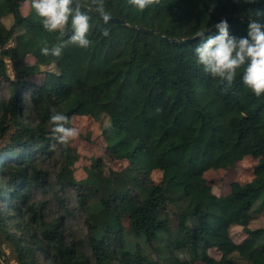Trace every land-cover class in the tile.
Listing matches in <instances>:
<instances>
[{"label":"trees","instance_id":"trees-1","mask_svg":"<svg viewBox=\"0 0 264 264\" xmlns=\"http://www.w3.org/2000/svg\"><path fill=\"white\" fill-rule=\"evenodd\" d=\"M25 1L0 0V86L8 93L0 97V140L8 138L0 150V246L7 244L16 264H264V228H248L256 215L264 217V95L243 84V68L227 88L206 73L194 52L199 38L180 43L221 19L231 35L246 36L249 20L264 24L256 16L264 0H161L143 11L128 0H105L123 24H104L88 12L90 47L71 45L59 58L41 54L60 34L47 32L34 10L23 16ZM81 3L89 8L91 0ZM7 16L8 29L1 22ZM217 34L214 28L207 35ZM27 55L34 66L22 65ZM40 73V85L25 80ZM53 107L70 121L86 111L100 119L107 153L129 162L119 178L94 171L88 186L69 179L72 152L51 131ZM55 155L52 178L43 167ZM244 156L258 159L252 181L227 196L213 194L203 173ZM155 169L162 171L160 185L149 177ZM40 186L63 195L28 203ZM170 205L178 210L174 226ZM77 219L84 238L66 232ZM234 226L246 234L238 244L229 234ZM146 245L156 259L144 253ZM211 248L219 259L200 257V249Z\"/></svg>","mask_w":264,"mask_h":264},{"label":"clouds","instance_id":"clouds-1","mask_svg":"<svg viewBox=\"0 0 264 264\" xmlns=\"http://www.w3.org/2000/svg\"><path fill=\"white\" fill-rule=\"evenodd\" d=\"M160 3L161 0H128L129 5L140 11ZM31 8L41 18L42 27L47 32L60 34L56 44L51 48L47 44L41 47L40 52L43 56L59 58L63 50L71 45L82 49L90 47V15L83 9L81 0H31ZM89 8L99 14L104 24L112 18L111 12L106 10L105 0H91ZM256 16H264V12L257 11ZM215 28L218 34L214 36H205V29L196 34L200 40L194 49L197 62L210 76L219 78L226 88L232 86L238 69L243 68L241 76L243 84L254 96L264 95V24L257 20H249L247 35L244 37L231 35L225 19H221ZM101 34L107 37L108 29H101ZM65 36L67 38L63 39ZM50 111L52 114L49 123L53 126L51 131L54 138L67 146L70 141L78 138L80 130L68 126L71 123L69 117L58 112L55 107Z\"/></svg>","mask_w":264,"mask_h":264},{"label":"rangeland","instance_id":"rangeland-1","mask_svg":"<svg viewBox=\"0 0 264 264\" xmlns=\"http://www.w3.org/2000/svg\"><path fill=\"white\" fill-rule=\"evenodd\" d=\"M32 10L34 9L31 8V0L20 2V11L23 16H27ZM1 22L8 29L11 26L13 20L7 16L4 17ZM14 39L15 38L13 36L12 41L9 42L10 46L12 45ZM22 65L29 67L34 66L35 58L31 55H27L24 58ZM17 67L22 68L21 65H17ZM42 70H44V68H42ZM7 75L10 78H14L12 65L8 61ZM25 80H29L36 83V85H40L43 80V74L40 73L34 76H26ZM5 86V83L4 85L0 86V97L2 98L8 97ZM27 93L28 89L23 93L24 97H26ZM70 127L78 128L80 130V134L77 139L70 141L68 144V147L72 152V160L68 166L69 179L77 184H81L82 186H88L89 179L92 177V174H94V171H98L100 176H113L119 178L121 176L119 173L123 172L129 166V162L126 157L119 155L110 156L107 153L106 147L108 134L103 132L100 119L96 118L91 112L86 111L81 115H74L71 119ZM7 144L8 138L1 139L0 150L5 148ZM56 160L57 155L52 156L50 159L45 161V166L43 167L53 172L52 178H54V176H56L59 171V165L55 164ZM98 161H101L102 165L96 167ZM257 163L258 159H254L250 156H244L242 159L234 162L224 161L219 166L206 170L203 173V178L207 186L211 188L213 194L216 196H227L231 193L233 186H241L252 181L254 178L253 168ZM88 175H90L89 178ZM149 177L157 185L162 183V171L160 169L152 170ZM54 190L55 193L63 195V192H61L59 188H54ZM65 192L70 193V190H66ZM55 193L53 194V192L50 189H46L45 186H40L38 189L34 188L31 190L28 203L39 206L42 202L53 198ZM70 202L71 205H74L73 199H70ZM51 208H53L52 204L43 207L42 214L45 220L49 218V211ZM167 208H169L168 213L171 218V225L174 226L175 215L178 210L171 205ZM54 209H56V207ZM79 221L80 220L77 219L70 224L68 223L69 225L66 232L69 235L78 238H84V230L82 228L81 222ZM121 222L124 230L127 229L128 222L125 215L122 216ZM11 224L12 222L10 221V225ZM248 228L250 230L264 228V217L262 214L256 215L249 223ZM229 234L231 240L236 244L241 243L246 238V234L242 228L238 226L232 227L229 230ZM16 235H21V232H16ZM69 239H71V237L67 238V240ZM128 242L137 243V241L131 237H128ZM0 249L5 253L4 257H0V264H16L14 255L10 252V248L7 246V244L2 243ZM143 251L145 254L151 256L153 255V258H157L156 253L147 245L144 246ZM205 252L203 249H200V257L207 255L214 259L220 258L219 252L213 248ZM41 260L43 261L44 258ZM194 264H204V262L199 259Z\"/></svg>","mask_w":264,"mask_h":264},{"label":"water","instance_id":"water-1","mask_svg":"<svg viewBox=\"0 0 264 264\" xmlns=\"http://www.w3.org/2000/svg\"><path fill=\"white\" fill-rule=\"evenodd\" d=\"M82 6H83V9H84V10H87L88 12H90V13H92V14L98 16V17H100L99 14H98L96 11H94V10H92V9H90V8H88V7H86V6L83 5V4H82ZM110 22H112V23H116V24H119V23H120V24H123L120 20H118L117 18H113V17L111 18ZM219 22H220V21H219ZM217 23H218V22H217ZM217 23H216V24H217ZM216 24H215V25H216ZM215 25L211 26L210 28L205 29V35H207V34L210 33L212 30H214ZM196 38H198V37L195 36V37H193V38L182 39V40H180V43H182V44H188V43H190L191 41H193V40L196 39ZM170 41H173V40L171 39Z\"/></svg>","mask_w":264,"mask_h":264}]
</instances>
